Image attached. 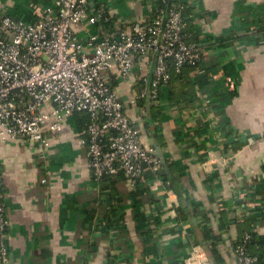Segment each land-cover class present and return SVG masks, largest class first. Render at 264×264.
Returning a JSON list of instances; mask_svg holds the SVG:
<instances>
[{"label": "crops", "instance_id": "0c3cea01", "mask_svg": "<svg viewBox=\"0 0 264 264\" xmlns=\"http://www.w3.org/2000/svg\"><path fill=\"white\" fill-rule=\"evenodd\" d=\"M51 1L0 0V8L31 21L34 9ZM92 2L126 27L148 21L160 6L159 0ZM184 15L205 71L184 72L161 88L155 117L148 105L138 116L129 102L134 75L105 72L142 141L159 146L167 170L146 169L135 189L122 176L113 178V190L101 188L73 115L43 153L20 139L0 141L9 264H188L197 245L209 264H237L233 241L242 225L233 209L240 200L252 230L264 237V0H186ZM73 31L84 42L95 28L82 22ZM108 202L121 206L120 223L111 228Z\"/></svg>", "mask_w": 264, "mask_h": 264}, {"label": "built area", "instance_id": "2783aa9c", "mask_svg": "<svg viewBox=\"0 0 264 264\" xmlns=\"http://www.w3.org/2000/svg\"><path fill=\"white\" fill-rule=\"evenodd\" d=\"M159 5L151 19L130 27L114 21L106 6L92 0H52L43 8L36 7L31 21L0 8V141L20 139L31 146L37 144L43 153L65 119L82 112L88 121L78 130V137L95 180L105 174L122 176L127 187L135 189L146 169L157 174L162 166L160 156L142 141L135 120L126 114L105 72L113 69L119 78L134 75L129 102L137 106L141 117L146 108L138 101L157 102L161 88L170 82L171 71L181 72L185 65L198 73L205 71L196 36L185 19L186 0H159ZM82 22L95 28L84 42L73 31V25ZM227 158L226 152V162ZM235 194L237 199L243 197L242 190ZM245 203L240 200L233 209L241 221L250 214ZM250 239L249 232H244L233 241L237 264H260L249 251ZM10 260L0 169V264ZM187 261L209 264L199 245Z\"/></svg>", "mask_w": 264, "mask_h": 264}, {"label": "trees", "instance_id": "16d2710c", "mask_svg": "<svg viewBox=\"0 0 264 264\" xmlns=\"http://www.w3.org/2000/svg\"><path fill=\"white\" fill-rule=\"evenodd\" d=\"M195 71V68L190 66V65H185L182 69L181 72H174L171 71V78H170V82L169 84L172 83V81L179 79L182 74L184 72H193ZM192 77V83L197 82V78L198 75H193L190 76ZM169 84L167 85L169 87ZM136 87L138 88V86L136 85ZM140 89V87L138 88V90ZM161 91L159 92L158 95V99L160 97ZM188 98H193V93H188L187 94ZM157 99V102H158ZM157 102H153L152 100H150V102L146 99V98H142L138 101V105L139 106H144L145 108L147 107V105L149 106V113L150 115L155 117V113H157V111L155 110V107L157 105ZM74 118L77 120L78 124H77V128L78 130L81 129L86 122L88 121V115L86 113H82V112H76L73 114ZM116 177L114 175L111 174H105L101 177V179L98 180V183L101 184V188H104L103 184H106V186H108L110 184V188L111 190H113V178ZM119 202H116L115 204L112 202H108L107 205V213L104 215V219H105V226L107 228H111L113 226H118L119 225V221L121 220V215H120V209L121 206L119 205ZM253 218L252 217H247L246 219L242 220L241 222V232L240 235H242L244 232H249L251 239L249 241L248 244V248L249 251L252 255L257 256L258 258V262L260 264H264V237L257 235L251 228V223L253 222ZM239 235V236H240Z\"/></svg>", "mask_w": 264, "mask_h": 264}, {"label": "water", "instance_id": "95a60500", "mask_svg": "<svg viewBox=\"0 0 264 264\" xmlns=\"http://www.w3.org/2000/svg\"><path fill=\"white\" fill-rule=\"evenodd\" d=\"M53 1H54V0H53ZM166 14H167V10H166ZM166 14H165V15H166ZM15 18H17V17H15ZM108 84L111 85L110 82H108ZM154 149H155V153H156L158 156H160V158H161V160H162V166H161V168L159 169V171H160V172H163L164 170H167V165H166V163H165V159H164V157L162 156L161 150H160L159 146H157V144H155Z\"/></svg>", "mask_w": 264, "mask_h": 264}]
</instances>
